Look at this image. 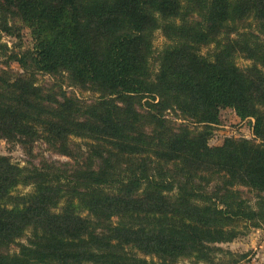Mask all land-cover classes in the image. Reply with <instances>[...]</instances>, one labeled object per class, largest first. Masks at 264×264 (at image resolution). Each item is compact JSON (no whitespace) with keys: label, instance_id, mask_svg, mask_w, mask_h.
Wrapping results in <instances>:
<instances>
[{"label":"trees","instance_id":"obj_1","mask_svg":"<svg viewBox=\"0 0 264 264\" xmlns=\"http://www.w3.org/2000/svg\"><path fill=\"white\" fill-rule=\"evenodd\" d=\"M17 19L32 45L0 70V140L69 162L0 157V264H216L264 231V0H0V32ZM226 109L253 139L210 147Z\"/></svg>","mask_w":264,"mask_h":264},{"label":"rangeland","instance_id":"obj_2","mask_svg":"<svg viewBox=\"0 0 264 264\" xmlns=\"http://www.w3.org/2000/svg\"><path fill=\"white\" fill-rule=\"evenodd\" d=\"M13 24L15 28L11 36L6 35L4 32H0V70L7 67L14 72H19L20 70L18 68V65L13 61H10L8 58L12 52L17 53L20 50L30 48L32 45V36L30 30L25 28L20 20H14ZM165 43L166 41L161 35V32H155L153 35L154 57H156L163 49ZM3 45L6 46L7 50H4L2 48ZM201 54L206 55L207 50L203 49ZM235 63L239 69H244L250 65L249 61H246L240 57L236 58ZM36 79L37 83L41 86H50L53 82L52 79H50L48 76L37 75ZM62 90L65 91L68 96L76 97L80 101L84 102L90 100V98L93 97L91 96V94L83 92L82 90L66 87L65 84L62 85ZM169 118H171L173 121H178L172 114L169 116ZM179 123L181 122L178 121L177 124ZM252 123L253 122L250 120L240 122L235 116L234 112L231 110H221L218 115L217 125L212 127V135L208 142V145L210 147L220 146L223 140L226 138L251 140L253 139L251 131ZM71 143L74 148H77V145H83L84 141L72 138ZM75 152H77L76 149H74V154H77ZM0 157H7L12 164L18 165L19 167H26L30 164L38 166L39 164H42L44 162H69L67 158L60 156L57 151H54L42 140H38L37 142L27 146H21L19 144H13L5 140H0ZM30 191V187L20 186L14 191L13 195H26ZM251 196L252 195L250 194H246V197L250 199ZM257 231L258 230L253 229L244 231V234L231 244L222 245L221 248L223 249L225 254L219 253L217 255V260L219 261H216V264H232L241 255H253V246L255 242L253 241L251 245L250 241L254 239L256 235L258 236L259 233H256ZM25 238L17 241L16 245L10 246L8 253H17L18 245L26 243ZM250 246L252 247L250 248ZM138 257L142 256L138 254ZM178 264H191V262L185 260L178 262Z\"/></svg>","mask_w":264,"mask_h":264},{"label":"crops","instance_id":"obj_3","mask_svg":"<svg viewBox=\"0 0 264 264\" xmlns=\"http://www.w3.org/2000/svg\"><path fill=\"white\" fill-rule=\"evenodd\" d=\"M256 233H259L258 236L250 241L252 245L253 241L255 242L253 246V255L248 257V261L243 264H264V231L258 230ZM252 246H250L251 248ZM249 248V249H250Z\"/></svg>","mask_w":264,"mask_h":264}]
</instances>
